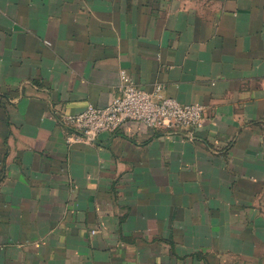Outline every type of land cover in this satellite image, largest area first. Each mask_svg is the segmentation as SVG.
Here are the masks:
<instances>
[{"label": "crops", "instance_id": "obj_1", "mask_svg": "<svg viewBox=\"0 0 264 264\" xmlns=\"http://www.w3.org/2000/svg\"><path fill=\"white\" fill-rule=\"evenodd\" d=\"M121 73L201 127L68 143ZM0 264H264V0H0Z\"/></svg>", "mask_w": 264, "mask_h": 264}, {"label": "built area", "instance_id": "obj_2", "mask_svg": "<svg viewBox=\"0 0 264 264\" xmlns=\"http://www.w3.org/2000/svg\"><path fill=\"white\" fill-rule=\"evenodd\" d=\"M203 113L202 105H182L174 99L163 97L158 85L147 92L121 73L117 94L105 108L88 105L79 113L65 117L64 124L72 132L68 143L89 144L100 134L115 133L128 123L167 131L198 129Z\"/></svg>", "mask_w": 264, "mask_h": 264}]
</instances>
